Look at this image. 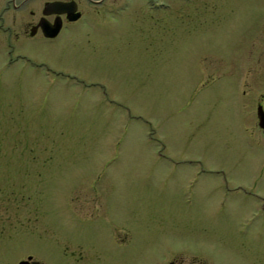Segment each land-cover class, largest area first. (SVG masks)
I'll return each mask as SVG.
<instances>
[{
    "label": "rangeland",
    "instance_id": "374dc122",
    "mask_svg": "<svg viewBox=\"0 0 264 264\" xmlns=\"http://www.w3.org/2000/svg\"><path fill=\"white\" fill-rule=\"evenodd\" d=\"M166 1L0 68V264H264V0Z\"/></svg>",
    "mask_w": 264,
    "mask_h": 264
},
{
    "label": "flooded vegetation",
    "instance_id": "af4514ba",
    "mask_svg": "<svg viewBox=\"0 0 264 264\" xmlns=\"http://www.w3.org/2000/svg\"><path fill=\"white\" fill-rule=\"evenodd\" d=\"M215 0H179L192 6ZM166 0H0V68L27 62L48 72L62 71L38 62L30 53L40 46L52 52L71 51L80 57L89 53L91 62L73 63V67L97 69L103 64L101 54L116 52L119 41H126L136 19L156 16L161 20ZM77 50V51H76ZM112 55V54H111ZM77 69V68H76ZM62 73V72H60ZM64 74V73H62ZM71 77L70 73H65ZM78 83L83 78L72 76ZM89 85V84H88ZM90 85L103 86L96 81ZM261 104V103H259ZM32 257V258H30ZM30 264H43L32 255ZM178 263V262H176ZM198 264L197 262H191ZM188 263V264H191ZM170 264H175L171 260ZM180 264V263H179Z\"/></svg>",
    "mask_w": 264,
    "mask_h": 264
},
{
    "label": "water",
    "instance_id": "95a60500",
    "mask_svg": "<svg viewBox=\"0 0 264 264\" xmlns=\"http://www.w3.org/2000/svg\"><path fill=\"white\" fill-rule=\"evenodd\" d=\"M257 115H258V119H259V125L262 127V129L264 131V106L262 104L258 105ZM30 258H32V257H30ZM30 258L27 260H22L21 262H19V264H30Z\"/></svg>",
    "mask_w": 264,
    "mask_h": 264
}]
</instances>
